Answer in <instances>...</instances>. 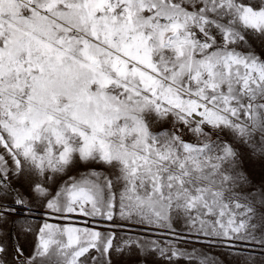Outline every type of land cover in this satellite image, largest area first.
<instances>
[{"label": "snow or ice", "instance_id": "6c2138e0", "mask_svg": "<svg viewBox=\"0 0 264 264\" xmlns=\"http://www.w3.org/2000/svg\"><path fill=\"white\" fill-rule=\"evenodd\" d=\"M0 264H264V0H0Z\"/></svg>", "mask_w": 264, "mask_h": 264}]
</instances>
